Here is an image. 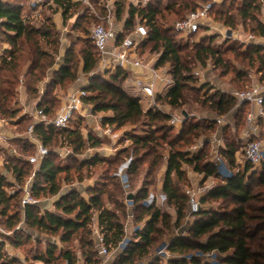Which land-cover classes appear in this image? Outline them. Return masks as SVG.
<instances>
[{
	"label": "trees",
	"instance_id": "1",
	"mask_svg": "<svg viewBox=\"0 0 264 264\" xmlns=\"http://www.w3.org/2000/svg\"><path fill=\"white\" fill-rule=\"evenodd\" d=\"M27 1L29 5L30 0H0V41L3 45H9L0 54V116L9 119L18 116L19 112L14 105L18 103V88L23 85L27 94L37 101V108L52 118L60 104L59 96L55 94L57 89L72 84L79 77V68L83 73L94 72L100 61V53L93 42L79 37L78 41L71 43L66 49L62 63L55 69L61 47V31L54 21V14L61 10L64 24L76 15L72 28L75 31L83 28L82 21L90 17L89 9L79 0H46L45 9L49 12L42 10L41 19H38L33 12L26 11ZM101 1L91 0L101 14H105L106 10ZM199 1L207 0H168L164 8L162 0H150L140 6H135L128 0H116L115 16L117 20L124 22V32L120 38L134 28L137 18L144 22L148 37L140 44L139 49L149 48L153 53H158L156 65L169 67L168 72L174 82L163 92H159L156 100L173 108L200 101L204 105L208 104L217 115H224L234 108L235 97L216 90L206 99L200 100L199 93L207 84L200 87L190 85V82L194 81L193 67L196 64L205 66L207 61L211 60L215 67L222 68V73H227L231 67L225 59V53L230 51L234 52L236 57L242 56L247 61L248 69L255 68L256 72L261 73L260 79H264V45L250 43L246 48H242L237 42H230L226 47L216 46L213 44L216 35H207L191 48L189 43L179 40L177 36L181 33L167 24L170 23L167 13L171 14L175 21L180 20L196 10ZM263 7L264 0H223L214 4L210 15L216 22L232 28L240 20L250 33L264 37V22L260 19ZM33 18H36L39 24H35ZM81 30L86 31V28ZM195 34L197 33L189 36ZM79 42H82V45L75 50L74 45ZM236 74V77L241 79L249 72L239 70ZM127 78V70L123 68H118L116 73L110 74L108 78L93 74L84 86L87 94L82 97V101L84 104H91L94 113L112 112L103 118L104 124L116 125L118 128L126 125L133 127L125 133L133 145V155L125 172L128 187L126 188L121 178L116 175L118 165L122 161L119 157L96 154L83 160L78 158V155L85 151L87 144L97 147L102 143L92 132L85 137L80 120L63 128L53 124H36L35 134L51 152L36 168L31 187L35 197L59 195L63 182H71L75 177L79 181L83 180L85 168L91 169L103 164L108 167L105 171L109 176H106V182L86 189L88 198L82 196L78 189L72 188L59 195L54 202V210H42L41 205H26L22 217V187L31 175L34 165L9 154L4 165L7 171L13 174L19 187L9 192L7 188L15 187V183L10 182L0 172V222L9 231V234H0V264H23L16 257L8 258L3 252L6 240L19 247L24 243V237L26 240L32 239L30 233L17 228L20 222L30 230L56 236L62 244H67L58 246L56 242L47 240L44 248H38L34 252L35 261L42 264H77L78 251L69 246L77 239L84 263L101 264L102 257L96 239L92 236L93 222L97 220L108 250L118 249L126 236L123 218L129 215L130 208L133 221L144 223L135 231L134 238L128 239L112 264H141L145 260L148 261L147 264H164L160 256H155V249L167 238V264H211L197 254L207 252L224 255L220 259L221 264H264V246L257 237V233L264 227V195L260 191H253L252 188L254 182L259 186L264 185V161L260 165V175L256 170H252L251 163H247L236 172L228 168L231 174L223 176L217 160H205L202 150L190 154L179 146L180 143H191L192 138L203 131L213 129L216 122L212 120L201 123L187 118L180 130L174 135L170 134L174 128L165 122L171 118V114L151 106L144 108L140 98L123 85ZM46 79L48 80L44 82ZM43 82L44 88L41 90L40 85ZM248 105L246 102L242 103L243 107ZM32 122V116L22 115L14 123L18 130L24 132ZM138 128L141 130L138 131ZM12 141L21 154L35 152V146L26 137ZM163 144L169 147L165 154L160 151L164 149ZM56 145H67L71 148L69 162L57 161L58 156L52 151V147ZM237 151V146L232 142L222 147V153L230 167L236 162ZM164 155L166 169L162 191L167 196V206L175 209L174 216L169 210L156 204L147 206L144 203L148 196V186L153 182L145 180L137 191L132 189L131 185V176L140 173L144 163H149L148 172L153 173L162 164ZM184 164L203 173L205 179L213 177L217 182L201 195L202 207L192 214L194 221L187 230L188 234L172 235L170 233L173 227L180 225L189 210L188 195L180 184L186 176ZM129 194H133L130 199ZM218 199L230 200V203L222 204L218 208L203 206ZM127 200H132V206L127 204ZM253 201H261L262 204L254 206ZM107 203L113 207H109ZM254 245L257 249L253 248Z\"/></svg>",
	"mask_w": 264,
	"mask_h": 264
},
{
	"label": "rangeland",
	"instance_id": "2",
	"mask_svg": "<svg viewBox=\"0 0 264 264\" xmlns=\"http://www.w3.org/2000/svg\"><path fill=\"white\" fill-rule=\"evenodd\" d=\"M45 2L46 0H44L41 3L42 9H40L39 12L34 13V16H36V18L38 19H41L42 10H45L46 13L49 12L47 11V9H45L46 7ZM166 3H168V0H162V8L165 7ZM52 4L54 7L56 6V4L54 3ZM25 8L27 12H32V10H30L31 8H29L28 1H27V4L25 5ZM97 13L100 16H102L101 12L98 9H97ZM167 16H168V20L170 21V23H167V24H169L170 26H173L177 20L175 21L173 16L169 13H167ZM55 17H60V14L59 13L54 14L53 18ZM36 18H33L32 20L34 21L35 24H39V22L35 20ZM75 19H76V15L73 18L69 19L63 25V27H58L59 29L61 28L60 29L61 39L65 40L66 49L71 46V43L73 44L75 41H78L77 38L79 37L83 38L84 40H88L92 43V38H91L92 26L97 23H104L102 18L95 19L93 16L90 15L89 18L82 21V26L83 28H86V31L81 30L83 28H79L73 31L72 28H73V22L75 21ZM138 20L139 19L137 18L136 22ZM62 21H63V17H62ZM115 21L119 25L120 21L117 19H115ZM118 25L116 26L118 27ZM114 26H115V23H114ZM117 27H115V29ZM218 27L220 29L221 26H218ZM232 29H234L235 31H240V37H241L240 39H236V37H232V36L226 37L224 34H221L220 32H216L215 30H213L212 33L209 34V36L216 35V39L213 44H215L216 46L226 47L227 44H229L230 42H237V45H241L242 48H246L247 45L243 43L242 39L247 34L250 33L249 30L244 28V26L242 25V21L240 20L238 21L237 25ZM204 32L205 31L202 30L199 33L192 35V36L180 35V36H177V38L184 43H189L192 48L195 43L200 42V40L203 37L207 36ZM81 45H82V42L76 43V45H74L75 50H77ZM3 46L4 45L0 41L1 51H2ZM138 54L140 55V57H142L144 60H147V61L149 60V58L155 59L157 56H159L158 53H153L152 51L149 50V48H145L143 50L139 49ZM225 59L227 60L228 63H230V67H231V70L227 73H222V68L215 67L213 64V61L211 60H208L205 66L196 64L193 67L192 73L194 75V81L190 82V85L193 87H200L202 84H207V87H205V89H203L199 93L200 100L206 99L208 95L214 93L216 90H219L221 92L227 93L228 95L234 96L233 95L234 92L245 91L251 88L253 85H259L264 91V79H260L261 73L256 72L255 68L248 69L249 67L247 65V61L244 60L242 56L236 57L234 52L229 51L225 53ZM117 70L118 68L114 69L112 68V66L105 68L104 63L99 61L97 69L94 72L89 73V74H101L102 76L108 78L110 74H115ZM126 70H127V76L130 77V74L132 72L129 70L131 69H126ZM239 70L248 71L249 74H247L246 77H242L241 79H238L236 77L237 76L236 72ZM84 74L88 78L89 74L87 73H84ZM82 75L83 73L81 69L79 68V77L72 84H69L64 88L57 89V92L55 94L59 96L60 104H59V107L56 113L53 115V117L61 110L62 106L67 102V100L71 99L69 97L75 94L78 95L80 89H85L84 85L88 83V79L85 78L83 81H80L79 78L81 79ZM47 80L48 79H46L44 82H46ZM80 84L82 86H80ZM75 85L76 87L74 89V92H72L71 87H74ZM123 85L128 86L127 81L125 83L123 82ZM157 85L160 86L162 92L167 88L162 82H157ZM42 88H44V84L42 85ZM129 90L133 95L140 98V101L144 108H148V106H151L150 99L146 98V96L143 95L139 91L137 86L130 85ZM189 92L192 95L194 94L191 91ZM235 99H236V104L234 108L230 112L224 115H217V113H215L214 111L211 110V108H209L208 104L204 105L200 101H192L191 104H185L184 106L173 108L169 106L167 103L156 100L157 104L152 105L151 107H155V108L163 110L164 112H168L171 114V117L181 116L183 117L184 120L189 118V119L201 122V123L214 120L216 122V125L213 129L203 131L200 135L192 138L191 143H184V144L180 143L179 146L182 147L184 150L190 152V154H195V153H198L200 150H202V153L204 154L203 155L204 159L210 160V161L216 160L215 153L217 152L219 156L221 157V160L223 159L222 164L219 168H222L223 172H226L228 168H230L233 172H236L238 169L244 168V164H245L244 161L243 162L241 160L238 161L237 156L240 159V153L243 152L245 143L251 136L250 127L248 126V122H247V114L249 111L252 110V107L250 105L243 107L242 104L240 103V99L236 97ZM81 105L82 107L74 111L73 116L68 126L74 125L80 120L79 121L80 127L85 137H87L89 132H92L98 138L101 139L102 143L101 145L97 147H91L89 144H87L85 151L79 154L78 158L80 160H83L84 158H90L91 156H94L96 154H99L101 156H106V157H119L122 161L118 165L116 175L120 178V173L127 171V168L129 166V163L133 155L132 142L125 136V133L128 130H132L133 127L131 125H126L122 128H118L116 125L104 124L103 118L111 115L112 114L111 111L94 113L92 110L91 104H84V102L82 101ZM15 106L16 104L14 105V107ZM16 110H18L19 112L18 113L19 116H17V119L22 115L32 116L31 112L30 113L24 112V108H16ZM184 111H186L189 114L186 118L183 115ZM218 119H220V121ZM255 122H257L258 124V133L264 144V116L257 117L255 119ZM165 124L174 128L173 133H170L173 135L175 134V132L180 130L182 126V125L181 126L171 125L169 123V120L166 121ZM4 127H5L4 133H7L8 136H14V138L8 141L7 143L5 141H0V157L6 160V157L9 154H13V155L16 154L10 151L11 147H15L17 152H19L12 140L15 139V136L23 135L24 132L18 130V127L13 126L12 124H7ZM137 130L139 131L141 130V128H138ZM206 142H207V145H206ZM228 142L234 143L238 148V151H237L238 155H236V162L233 167H230L227 159L224 158V155L222 153V147L226 145ZM163 145H164V149H160V151H162L165 154L167 152L166 150L169 147L167 144H163ZM7 148H9V152L7 151ZM52 151H54L57 154L58 162H61V163L69 162L68 156H70L71 154V148L69 146L56 145L52 147ZM30 154L25 153L24 156H28ZM22 159H24V157ZM107 168L108 167H106V165H103V164L95 166L91 169L85 168L83 180L79 181L75 177L74 180L71 182H63L59 195H62L68 192L72 188H76L79 190L82 196H84L85 198H88V193L86 192L87 188L94 187L98 183L102 184L106 182L107 180L106 176H109L108 172L105 171V169ZM183 168L186 172L185 179L180 181V184L183 190L186 191L188 189H194L198 185H201L202 187L208 186L209 184L213 185L212 183H210L213 180L211 177H209L208 179H205L204 174L198 171H195L192 166L188 164H184ZM260 168L261 166H257L256 168L253 167L252 170H256L257 174L260 175L261 174ZM165 169H166V156L165 155L163 157L162 164L153 173L148 172L149 163L148 162L144 163V165L141 166L140 173L133 174L131 176L132 189L137 191L142 186L145 180H147L148 182H153L152 185L148 186V196H147L148 199L147 200H154L156 205L161 206L160 194L163 192L162 185H163ZM252 170L249 173H251ZM6 173H7V179L9 181L11 180L12 182L14 180L13 178L14 176L11 177V173L9 171H7ZM107 184H109V181H107ZM16 187L18 188L19 185H17L15 181V187H8L7 189L9 192H12ZM109 187L112 188L111 185ZM252 188H253V191L255 192L260 191L264 195V185L259 186L257 185V182H254ZM59 195L57 196L46 195L42 197L44 201L41 204V208L48 206L49 200H56L59 197ZM228 203H230V200L223 201L221 199H218V200H211L210 202L204 204L203 206L208 207V208L211 206L214 208H218L222 204L224 205ZM165 204L166 202H164V205L161 208L170 211V208L168 209V207ZM253 204L254 206H259L262 203L261 201H253ZM107 205L109 207H113V205H111L110 203H107ZM50 209L54 210V207L52 206L50 207ZM132 213H133L132 208H130L129 215L123 218V221L125 223V230H126L125 237L128 236V238L130 239L134 238L135 231L138 228H141L144 223V221L139 222V223L134 222ZM255 214H257V212H255ZM186 216L181 221L179 226L173 227L170 234L172 235H187L188 234L187 230L189 227H187L188 223L185 222V219L187 218ZM190 218L192 219L194 217H190ZM129 220H132V222H130ZM183 221L184 223H182ZM94 225H95V221L92 224V228H93L92 236L93 237H95L96 235L94 232ZM17 228H20V230L23 229L24 232L26 231L30 233L32 235V239L26 240L24 237L23 239L24 243L19 247L14 246L12 243L6 240L3 252L5 256H7L8 258L16 257L23 264H42L41 262L35 261V259H33V254L34 252L38 250V248H44L46 246L47 240H52L56 242L58 246H63V245L67 246V244H62L59 241L58 237L53 236V235L51 236L47 233H41L37 230H30L22 222L18 223ZM257 237L259 238V242L264 246V227L262 230H260L257 233ZM37 240L39 242H37ZM167 242H168V238L165 241L161 242L158 245V247L155 249V256H160L164 264H167V260L169 257L167 258L165 254H161L160 250L164 249V246ZM69 246L74 247V249L78 251L79 260L77 264H81L82 263L81 261L82 260L84 261V259L81 256L80 251H79L78 240L74 239ZM253 248L257 249V246L254 245ZM120 250L121 248L112 250L110 252L109 257L106 258V264H112V262L115 260ZM222 256L224 255L216 253V257L214 259L217 262H219V264H221L220 259ZM102 261H103V258H101V262ZM143 263L147 264L148 261L145 260Z\"/></svg>",
	"mask_w": 264,
	"mask_h": 264
},
{
	"label": "built area",
	"instance_id": "3",
	"mask_svg": "<svg viewBox=\"0 0 264 264\" xmlns=\"http://www.w3.org/2000/svg\"><path fill=\"white\" fill-rule=\"evenodd\" d=\"M44 0H30L29 6L31 10L36 11L41 8V3ZM84 3L88 9L89 13L96 18H102L104 23H97L91 28V38L92 42L100 53V62L104 63V67H111L114 69L124 68V69H133L138 71V75L134 76L135 86L138 87L139 91L146 96V98L150 99V105L157 104L156 97L159 92H162L160 88H158L157 82H162L166 87L173 84V77L168 72V65H164L158 67L156 65L157 59L154 60H143L138 54V50L140 44L148 37V29L144 22L137 21L134 28L127 34H125L122 38L120 35L124 32V26L117 31L114 27L115 23V1L116 0H102V5L104 7L105 14L100 16L97 13V7L91 0H79ZM129 3L140 6L147 4L150 0H128ZM223 0H207V1H199L198 7L196 10L189 12L185 17L180 20H177L173 28L175 31L181 33V35L189 36L194 33H199L204 30L206 35L212 33L213 30L216 32H220L224 34L226 37L232 36L236 37V39H240V31H235L232 27L225 25L223 23L216 22L213 17L210 15V12L215 3H219ZM260 19L264 22V7L263 13L260 16ZM218 26H221L220 29ZM243 43L249 45L250 43H260L264 45V37L255 36L253 33L247 34L243 39ZM198 73V72H197ZM87 92L84 89H80L79 94L72 95L71 99L67 100V102L62 106L61 110L52 118L47 116L44 111L40 108H36L33 117V122L27 127L26 131H24L23 135L15 136L18 137H26V139L35 146V152L24 156L20 152H17L15 147H11L10 151L14 152V156L23 158L28 162L34 165V168L31 172V175L26 180L25 184L22 187L23 195L20 202V212L22 217L24 216V207L26 205H41L44 201L42 198L35 197L32 194L31 187L33 177L35 175L36 168L40 165L43 158L47 156L51 150L43 144V142L37 137L34 132V126L38 123L45 124H53L56 127H67L75 110L82 107V97L86 95ZM234 97L240 99V103L243 102L248 103L252 110L247 114V122L250 127L251 136L246 141L244 150L240 153V159L242 162L251 163L253 167L260 166L264 161V144L258 133V124L255 122L257 117L264 116V91L259 85H253L251 88L241 92H234ZM16 118L9 119L0 116V141H5L6 143L14 138V136H8L7 133H4V126L7 124H12L15 122ZM220 121V119H218ZM184 122L183 117L181 116H172L169 119V123L171 125H182ZM9 152V148H7ZM13 155V154H12ZM26 157V158H25ZM215 158L219 162V167L222 164L221 157L216 152ZM5 159L0 157V172L7 177V169L4 165ZM219 171L223 176H229L231 174L230 171L223 172L222 168H219ZM11 173V172H10ZM13 174L11 173V177ZM14 178V177H13ZM120 178L124 184V186L128 187V178L125 172L120 173ZM11 182V180H10ZM15 183V178L12 181ZM211 185L202 187L198 185L194 189L186 190L188 195V204L189 210L188 215L192 216V214L198 212L202 205L200 203V197L203 195L206 190ZM14 191V190H13ZM12 191V192H13ZM145 200V204L150 206L152 204H156L154 200ZM167 196L164 192L160 194L161 204L166 202ZM129 206H132V200L126 201ZM46 208V207H44ZM42 207V210H44ZM95 239L97 246L99 248V253L103 258L101 264H106V258L109 256L110 252L105 245L104 237L101 234L99 228L94 229ZM7 234L9 231L1 224L0 222V234ZM128 237L119 244V247L122 248L128 241ZM167 243L164 246L163 250H160L161 254H165L166 257H169V254L166 251ZM199 256L203 258L204 261L210 262L211 264H216L217 261L214 259L216 257L215 252H207V253H197ZM60 264H67L66 262H62ZM146 264V263H142Z\"/></svg>",
	"mask_w": 264,
	"mask_h": 264
},
{
	"label": "crops",
	"instance_id": "4",
	"mask_svg": "<svg viewBox=\"0 0 264 264\" xmlns=\"http://www.w3.org/2000/svg\"><path fill=\"white\" fill-rule=\"evenodd\" d=\"M40 9H42V7L41 8H39V9H37L36 11H33L32 10V12H33V14L34 13H36V12H39V10ZM59 14H60V17H55L54 18V21H55V23L57 24V26L58 27H63V25H64V23H63V21H62V11L60 10L59 12H58ZM116 25H118L117 24V22L115 21V26L114 27H117ZM124 26V22L123 21H120L119 22V25H118V27L116 28L117 29V31H119L122 27ZM61 29V28H60ZM61 49H60V52H59V56H58V58H57V63L55 64L56 66H55V69H58L59 68V66H60V64L62 63V61H63V56H64V53H65V51H66V45H65V40L64 39H61ZM9 47V45H7V44H5L4 46H3V48H2V51L0 50V53L2 54V52L6 49V48H8ZM142 58V57H141ZM158 58V56L156 57V59ZM143 59V58H142ZM144 60V59H143ZM149 60H154L153 58H149ZM145 61H147V60H145ZM129 69V68H128ZM131 69V68H130ZM129 71H131L132 73L130 74V77H128L127 78V88L129 89V86L130 85H135V82H134V79H133V77L134 76H137L139 73H138V71L137 70H133V69H131V70H129ZM83 73V72H82ZM90 75L91 74H89V76H88V78L85 76V74L83 73V75L81 76V79L79 78V80L80 81H83L85 78H87L88 79V82H89V80H90ZM85 76V77H84ZM87 81V80H86ZM44 83H42L41 85H40V89L41 90H43V88H42V85H43ZM86 85V84H85ZM84 85V86H85ZM80 86H82L81 84H80ZM75 87H76V85L74 86V87H71V91L72 92H74V89H75ZM158 88H160V86H158ZM161 89V88H160ZM17 100H18V103L16 104V106L14 107L15 109L16 108H24V112H31V114L33 115L34 114V112H35V109L37 108V106H36V104H37V101L36 100H34V99H32L28 94H27V92H26V90H25V87L23 86V85H20L19 86V88H18V93H17ZM34 111V112H33ZM19 116V115H18ZM12 125L13 126H16L17 127V125L14 123V122H12ZM19 138V137H18ZM238 153V152H237ZM236 153V155H238ZM237 159H238V161H240L239 160V157L237 156ZM244 166H245V164H244ZM213 180H212V182H210V183H212V184H214V183H216L217 182V180H215V178H213V177H211ZM210 185V184H209ZM46 201V200H45ZM48 201V200H47ZM54 202H55V200H49V204H48V206H46V208H48V209H50V207H52V206H54ZM164 204H161V206L160 205H158V206H160V207H162ZM166 206H167V204H165ZM168 207V209L170 208V212L173 214V216L175 215V209L174 208H171V207H169V206H167ZM187 218L185 219V222H187L188 223V225H187V227H190L191 225H192V223H193V221H194V218H190V217H193V216H190V215H188V213H187V216H186ZM130 222H132V220H129ZM128 221V222H129ZM182 223H184V221L182 222ZM183 225V224H182ZM96 228H99L98 227V224H97V220L95 219V225H94V229H96ZM127 229V228H126ZM184 233H185V231H184ZM128 237V236H127ZM110 255V254H109ZM109 257V256H108ZM82 263L81 264H84V261L82 260L81 261Z\"/></svg>",
	"mask_w": 264,
	"mask_h": 264
},
{
	"label": "water",
	"instance_id": "5",
	"mask_svg": "<svg viewBox=\"0 0 264 264\" xmlns=\"http://www.w3.org/2000/svg\"><path fill=\"white\" fill-rule=\"evenodd\" d=\"M93 74L90 75V77L92 76ZM183 115L185 116V118L188 116V113L186 111L183 112ZM133 197V194H129L128 195V198H132Z\"/></svg>",
	"mask_w": 264,
	"mask_h": 264
}]
</instances>
